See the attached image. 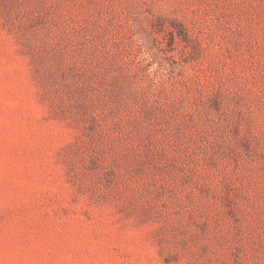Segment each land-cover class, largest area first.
I'll return each mask as SVG.
<instances>
[{
    "label": "rangeland",
    "instance_id": "rangeland-1",
    "mask_svg": "<svg viewBox=\"0 0 264 264\" xmlns=\"http://www.w3.org/2000/svg\"><path fill=\"white\" fill-rule=\"evenodd\" d=\"M0 264H264V0H0Z\"/></svg>",
    "mask_w": 264,
    "mask_h": 264
}]
</instances>
